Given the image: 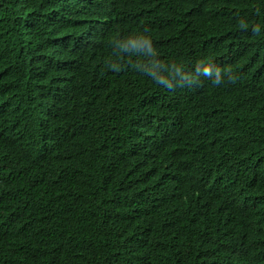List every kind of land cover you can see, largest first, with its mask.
Segmentation results:
<instances>
[{
	"label": "trees",
	"instance_id": "16d2710c",
	"mask_svg": "<svg viewBox=\"0 0 264 264\" xmlns=\"http://www.w3.org/2000/svg\"><path fill=\"white\" fill-rule=\"evenodd\" d=\"M191 1L0 0V198L17 211L15 222L0 216V264H71V256L77 264H264V209H257L264 203L262 103L239 117L232 103L240 96L226 99L231 84L223 80L219 92L209 85L199 95L213 109L176 112L174 92L163 91V102L151 104L158 119L165 116L163 129L122 134L136 119L140 87L167 85L204 60L225 67L242 35L264 48V10L205 0L184 10ZM83 24L97 26L103 38L96 56L81 48ZM162 27L169 31L163 76L155 70L149 81L142 64L134 71L106 67L99 79H82L76 98L53 115L42 111L47 70L36 77L35 58L118 62L126 58L118 53L135 51L134 35ZM260 72L264 86V64ZM117 146L121 161H110L105 154ZM127 172L129 200L111 201L106 190ZM226 185L233 188L215 206L201 207ZM112 229L121 232L108 242ZM76 241L97 246L71 254Z\"/></svg>",
	"mask_w": 264,
	"mask_h": 264
},
{
	"label": "clouds",
	"instance_id": "9594fccd",
	"mask_svg": "<svg viewBox=\"0 0 264 264\" xmlns=\"http://www.w3.org/2000/svg\"><path fill=\"white\" fill-rule=\"evenodd\" d=\"M205 1H208L210 5L216 8H220L224 4H236L245 8H252V10H264V0ZM198 6L199 5L194 0L190 3L184 2L182 4L184 10L192 8L191 11L198 8ZM66 21L67 17L64 14L62 23ZM61 24H59V26ZM79 33L83 34L80 43L81 48H90L92 52H87L89 56H96L98 52H94V50L98 44L103 42V38L100 35L98 27L96 26L87 29L86 25L83 24L80 27ZM168 35L169 31H167L164 27H162L160 31H157L156 29H145L138 32L132 37V48H134L135 51H129V49V52L118 53L121 57H126L118 62H114V60L109 57L101 60L96 57L94 62L89 64L64 63L63 61L49 59L47 57L35 58L31 64L34 75L38 77L41 69L44 68L47 70L45 79L41 81H44L49 86V93L46 98L47 103L43 104L42 111L47 115H53L54 111L62 108L67 101L76 98L71 96L76 92L77 84L82 79L90 77L99 79L102 71L106 67H117L125 71H134L140 64H142L141 71L143 76L149 81L150 73L155 70H158L160 76H163L165 65L163 63L164 56L161 52L167 51L165 50L163 37ZM250 36L253 40L247 43L245 39L246 35L238 37V44L235 45L232 50L233 54L229 57L230 62L225 67H218L212 59L209 61L204 60L194 64L189 71H180L176 75L174 74L167 85H163V83H154L155 85L151 87V89L140 87V96L138 98V100H140L136 102L135 109L136 119L133 124L124 133H122L123 137L139 135L142 133L155 135L163 129L165 116L158 119L157 112H155L151 107L155 98H158L163 102V91L166 94L170 91L174 92L171 101L173 102L172 107L176 112L196 109L198 106L204 105H209V107L213 109L214 102L210 99H203L200 101L203 97H199V95L209 85L218 87L221 81L224 80L231 84L226 90V99L231 96H240L239 101L232 103L234 110L239 117L248 113L256 105H260L262 103L264 107V86L258 79V76L261 73L260 67L264 64V48L260 46L259 41L251 34ZM75 38L78 39L76 34ZM218 40L221 45V38H218ZM64 89H66L65 93H61L60 91ZM244 92L247 93L246 104L242 101V94ZM119 108L120 106L117 110ZM129 109L130 107L127 112H129ZM263 115L264 109L261 112V117ZM118 146L105 154L110 161H121V154L118 150ZM168 159L180 160L179 158L173 157ZM4 169H8L10 171L9 167ZM128 173L129 172L124 175L123 179L119 183H116L117 187L114 190H106L107 196L111 201L125 203L129 200L132 179L129 181L130 177ZM9 181L11 182V179H9ZM231 188H233V186L226 185L217 189L201 207L209 208L215 206L222 196L227 194ZM257 209H264V203H261ZM16 215L17 211L13 201L0 198V216L9 217L15 222ZM217 225L220 228L219 218ZM120 232L121 231L113 229L110 230L107 236L108 242L114 240ZM0 235L5 234L0 232ZM62 238L63 235H61L60 240ZM71 244V254L88 246H97L88 241H76L70 243L69 245ZM178 246L179 245L172 246L162 255L174 252ZM236 255L237 257L243 258L247 261H252L255 258L254 255L247 252H239L236 253ZM231 259L232 257L229 260ZM70 263L77 264L76 260L72 256L70 257Z\"/></svg>",
	"mask_w": 264,
	"mask_h": 264
}]
</instances>
